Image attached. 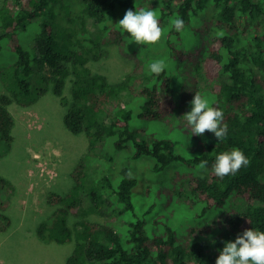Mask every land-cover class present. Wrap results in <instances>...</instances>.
<instances>
[{
  "label": "trees",
  "instance_id": "1",
  "mask_svg": "<svg viewBox=\"0 0 264 264\" xmlns=\"http://www.w3.org/2000/svg\"><path fill=\"white\" fill-rule=\"evenodd\" d=\"M141 9L154 11L164 30L154 45H137L118 24L127 10ZM262 14L264 0H4L0 60L4 54L10 60L0 65L6 90L0 95V149L15 141L9 108L27 106L35 74L45 85L40 95L52 90L66 109L67 129L86 136L89 157L111 138L114 154L149 159L150 173L169 175L163 186L145 185L128 166L115 174L82 158L73 187L49 194L54 212L37 227L45 243L74 244L66 264H215L225 242L246 229L264 232V31L257 23L251 27ZM176 18L184 21L179 32L170 27ZM32 23L40 29L33 60L19 38ZM238 26L252 28L255 49ZM110 44L126 56L136 44V69L115 84L89 67ZM157 60L166 64L159 76L149 69ZM197 93L223 112L228 130L222 141L209 132L193 135L187 124L184 115ZM234 148L249 163L217 177L216 157ZM193 150L203 154L192 156ZM11 191L14 186L0 177V232L11 226L5 212ZM184 208L192 212L183 216ZM216 214L225 216L210 236L207 228L179 224Z\"/></svg>",
  "mask_w": 264,
  "mask_h": 264
},
{
  "label": "rangeland",
  "instance_id": "2",
  "mask_svg": "<svg viewBox=\"0 0 264 264\" xmlns=\"http://www.w3.org/2000/svg\"><path fill=\"white\" fill-rule=\"evenodd\" d=\"M3 2L4 0H0V6ZM251 22L252 28L257 23L258 29L264 31V14L258 20L254 19ZM238 27L244 43L255 49L251 41L254 38L252 28L248 26L244 32L242 26ZM39 31L38 25L32 23L26 30L19 32L20 43L30 53L32 60L35 38ZM135 45L130 47L132 54L126 56L118 44H110L105 47L103 57L98 61H91L89 67L94 72L108 76L110 82L119 83L136 69ZM1 58V66L6 60H10L8 54L2 55ZM51 74L52 71L48 70L47 75ZM261 80L263 81V77ZM29 81L31 93L24 100L27 106L15 103L9 108L15 119L13 130L15 141L12 146L3 145V150L0 149V177L14 186V191L7 194L9 201L5 210L11 219V226L6 232H0V264H66L73 253L74 244L45 243L38 238L37 227L42 221L49 219L54 212L53 206L49 203V194L52 192L65 194L73 187L72 172L82 158L91 162L95 170L101 169L106 172L112 170L115 174L128 166L145 185L163 186L169 175L150 173L149 168L153 162L149 159L135 161L125 154H114L111 138H106L103 148L89 157L86 136L75 135L67 129L64 123L66 109L60 99L52 90L40 95L45 85L37 75L31 74ZM5 91L0 77V95ZM68 93L65 90V94ZM158 125L161 124H157L156 128ZM165 131L170 134L171 128L168 127ZM190 154L195 156L203 152L193 150ZM170 205L173 206L174 202ZM191 212V208H184L180 213L187 216V213ZM218 212L220 210L212 214ZM224 216V214H216L210 220L198 219L193 222L188 218L184 222L180 220L179 224L183 229L207 228L205 236H210L217 230ZM92 220L103 223L105 217L93 215ZM4 226L5 223L2 222L0 228ZM211 251L208 250L207 253L211 254Z\"/></svg>",
  "mask_w": 264,
  "mask_h": 264
},
{
  "label": "clouds",
  "instance_id": "3",
  "mask_svg": "<svg viewBox=\"0 0 264 264\" xmlns=\"http://www.w3.org/2000/svg\"><path fill=\"white\" fill-rule=\"evenodd\" d=\"M120 28L133 38L137 45H154L160 41L163 29L160 27L157 14L152 10H127L118 22ZM171 28L181 31L184 28L182 18H176L170 23ZM163 60H157L149 65L150 72L159 76L165 70ZM191 111L184 115L193 135L203 136L205 132L213 133L218 141H222L228 130L224 123L221 110L209 106L206 98L199 93L194 95ZM249 163L247 157L238 148L225 152L216 157L212 172L219 178L235 174L242 166ZM207 161L200 164L206 167ZM215 264H264V232L246 229L238 234L234 242H225Z\"/></svg>",
  "mask_w": 264,
  "mask_h": 264
}]
</instances>
